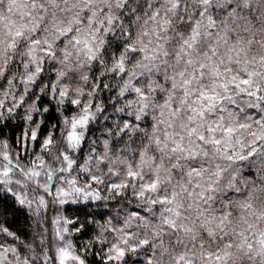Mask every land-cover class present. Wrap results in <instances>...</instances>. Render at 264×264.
I'll return each instance as SVG.
<instances>
[{
    "label": "clouds",
    "instance_id": "clouds-1",
    "mask_svg": "<svg viewBox=\"0 0 264 264\" xmlns=\"http://www.w3.org/2000/svg\"><path fill=\"white\" fill-rule=\"evenodd\" d=\"M0 264H264V0H0Z\"/></svg>",
    "mask_w": 264,
    "mask_h": 264
}]
</instances>
